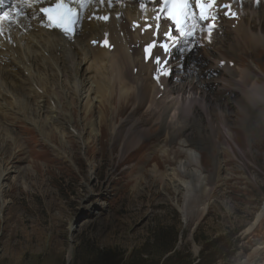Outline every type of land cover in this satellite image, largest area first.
Segmentation results:
<instances>
[{"label": "rangeland", "instance_id": "rangeland-1", "mask_svg": "<svg viewBox=\"0 0 264 264\" xmlns=\"http://www.w3.org/2000/svg\"><path fill=\"white\" fill-rule=\"evenodd\" d=\"M222 49L230 50L227 43ZM227 57L243 59L244 66L253 70L251 78L264 85L263 51ZM231 82L227 88L234 87L233 94L219 102L229 134L219 124L222 118L216 109L218 130L213 129L212 136L203 119L183 122L187 131L182 130L181 139L186 138V147L198 154L209 189L205 194L196 190L206 210L196 213L200 202L193 201L185 223L177 208L182 205L181 191L175 181L170 184L161 178L167 167L185 157L178 150L179 137L168 135L172 143L168 141L167 148L176 152L164 160L154 149L156 143L165 142L163 136L152 131L146 137L141 131L124 136L129 126L124 119L137 101L121 112L114 142L103 126L101 135L89 138L85 147L69 136L63 147L58 135L45 139L24 121L18 125L31 130L18 127L17 133L8 123L24 143L19 136L21 145L8 141L0 151V174L6 177L0 188V264H164L175 246L180 253L174 264H237L246 259L264 242V216L251 227L264 202V100L245 104L244 115L232 102L257 95L242 82ZM114 97L115 103L103 100L105 106L114 108L124 101ZM0 118L13 125L16 121L1 113ZM156 119H148L146 128L151 129ZM223 132L229 136L225 143ZM191 177L185 173L186 179Z\"/></svg>", "mask_w": 264, "mask_h": 264}, {"label": "bare ground", "instance_id": "bare-ground-1", "mask_svg": "<svg viewBox=\"0 0 264 264\" xmlns=\"http://www.w3.org/2000/svg\"><path fill=\"white\" fill-rule=\"evenodd\" d=\"M123 20L124 18L110 19L106 24L97 20H85L81 32L70 41L64 40L54 30L39 28L36 21L29 20L23 24V30L4 34V39H0V113L11 116L16 121L13 125L12 122L5 123V118H0V151L1 148L6 149L8 141L21 145L19 136L24 143V137L15 132L13 135L8 126L9 123L15 127L14 131L17 133H20L18 127L23 132L25 129L29 132L31 128L18 125L22 121L35 127L45 139L58 135L63 147L69 138H75L80 146L85 147L89 138H95L98 133L101 135L103 126L114 142L113 138L120 133L118 129L121 125L117 121L122 120L121 112L130 109L132 102L137 101V107L134 104L131 114L124 119L129 122L124 136L130 138L135 131H141L145 137L150 131L158 133L165 142L156 143L154 149L157 153L160 152V158L164 160H168L169 155L176 152L172 147L167 148L168 141L170 146L172 143L168 135L179 137L178 150L184 152L185 157L178 159L175 167H167L161 178H168V183L175 181L176 188L181 191L182 205H177V208L185 223L192 213H189L193 209L190 205L195 204L193 201L200 202L196 190L205 194L209 189L207 177L199 168L201 161L198 154L186 147V138L181 139L182 130L184 132L187 127L183 122L193 118L201 123L203 119L205 124L208 123L205 126L212 136L213 129L218 130V123L216 124L213 116L216 109L217 115L222 118L219 124L229 134L224 127V113L219 102L233 92L234 87L227 88L232 87L231 79L242 82L258 97L254 96L253 99L246 95L245 101L236 99L232 102L241 108L244 115L245 106L249 102L264 100V85H260L257 78H251L253 70L244 66L243 59L239 57L234 60L233 66L227 63L222 67L218 65L227 56H237L239 52L248 57L262 51L264 54V3L253 11L244 8V13L234 28L224 29L223 33L230 35L228 40L223 38L225 35H213L204 47L190 52L180 64L181 67L175 68L172 76L163 81V90H159L151 79L155 65L142 61L140 46L137 45L138 39L147 40L148 36L130 32L129 23ZM107 31L115 44L111 52L89 44L90 40H98ZM226 43L230 50L222 51V45ZM188 77H192V80H188ZM114 96L124 101L114 108L110 104L105 106L103 100L115 103ZM144 106L146 112L138 115V111L142 112L140 109ZM151 118L158 119L151 129H147L148 119ZM178 123L182 124L179 126ZM160 125L164 127V131ZM226 132H223L224 143L229 137ZM212 141L217 142V139ZM122 143L126 144L125 139ZM173 158L174 154L171 159ZM2 162L0 158V170L3 169ZM153 168L155 171L156 167ZM186 172L192 174L190 179L185 178ZM5 178L0 174V188ZM205 210L206 202L202 201L196 213L198 211L203 214ZM262 216L264 202L251 227ZM245 257L237 264H264V242L258 243L253 252Z\"/></svg>", "mask_w": 264, "mask_h": 264}, {"label": "snow or ice", "instance_id": "snow-or-ice-1", "mask_svg": "<svg viewBox=\"0 0 264 264\" xmlns=\"http://www.w3.org/2000/svg\"><path fill=\"white\" fill-rule=\"evenodd\" d=\"M73 2L79 3L80 7L83 8L89 2V0H55V2L52 3L50 7H41L39 11L47 16V19L50 22L49 26L60 28L65 34L70 35L73 31L75 21L78 19L79 15L78 10L70 6ZM20 3L26 4L28 7H32L33 0H20ZM165 3L172 4L173 9H183L187 7L188 0H165ZM197 6L201 9V18L206 19L204 16V9L209 5H205L201 2V0H197ZM13 7H16V5L14 4ZM16 15L19 16L20 12L18 11ZM4 16L7 17L8 14L5 13ZM101 19L106 20L108 18L101 17ZM169 19L175 23L177 30L183 34V29L180 27L181 20L175 10H169ZM9 22L12 23L15 21L10 20ZM161 47L167 51L166 45H161ZM147 51L148 49H146V52ZM156 62L158 64L160 63L159 57H156Z\"/></svg>", "mask_w": 264, "mask_h": 264}, {"label": "trees", "instance_id": "trees-1", "mask_svg": "<svg viewBox=\"0 0 264 264\" xmlns=\"http://www.w3.org/2000/svg\"><path fill=\"white\" fill-rule=\"evenodd\" d=\"M179 253H180V251L175 250L172 254H170L169 256H167L165 258V260L163 261L164 264H168V262L174 264L172 260L173 259L176 260L178 258ZM129 258H131V256H129ZM179 260H181V257L179 258ZM107 263L109 264V262H107ZM177 264H180V263L177 261ZM186 264H188V263H186Z\"/></svg>", "mask_w": 264, "mask_h": 264}]
</instances>
